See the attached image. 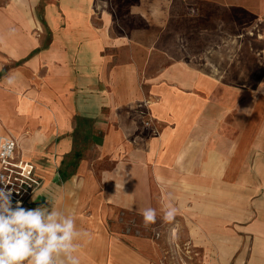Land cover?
Returning <instances> with one entry per match:
<instances>
[{
	"label": "crops",
	"instance_id": "crops-1",
	"mask_svg": "<svg viewBox=\"0 0 264 264\" xmlns=\"http://www.w3.org/2000/svg\"><path fill=\"white\" fill-rule=\"evenodd\" d=\"M246 17L264 25V0L0 1V133L43 180L26 208L53 201L92 234L81 264H161L107 219L169 203L195 217L201 264H264V196L247 220L224 130L231 61L220 58L239 50L231 26Z\"/></svg>",
	"mask_w": 264,
	"mask_h": 264
},
{
	"label": "rangeland",
	"instance_id": "rangeland-1",
	"mask_svg": "<svg viewBox=\"0 0 264 264\" xmlns=\"http://www.w3.org/2000/svg\"><path fill=\"white\" fill-rule=\"evenodd\" d=\"M246 19L249 21L246 25L231 26L232 33L242 34L239 50H236L239 42H233L231 50L226 51L230 55L220 59L231 61L225 75L232 86V103L224 130L231 136L233 149L232 199L238 197L240 187H245L246 219L250 220L254 200L264 196V25L253 24L249 17ZM256 34H262V41L252 40ZM206 45L204 41H195L196 49H204ZM239 179L245 185L240 186ZM163 214H157L156 223L145 228L142 215L115 209L107 219V227L112 232L140 237L161 264H201L203 254L195 249V217L176 215L173 222L167 223ZM235 224L238 221L233 219V240L240 230Z\"/></svg>",
	"mask_w": 264,
	"mask_h": 264
},
{
	"label": "clouds",
	"instance_id": "clouds-1",
	"mask_svg": "<svg viewBox=\"0 0 264 264\" xmlns=\"http://www.w3.org/2000/svg\"><path fill=\"white\" fill-rule=\"evenodd\" d=\"M6 83L13 86L15 76ZM11 140L0 144V159L12 156ZM0 183L7 184L0 175ZM178 209L171 203L165 205L163 220L171 223ZM145 228L157 221V211H142ZM92 234L80 229L72 214H66L53 201H46L34 209H25L19 202L15 207L11 192L0 188V264H81L79 255L82 242H91Z\"/></svg>",
	"mask_w": 264,
	"mask_h": 264
},
{
	"label": "built area",
	"instance_id": "built-area-1",
	"mask_svg": "<svg viewBox=\"0 0 264 264\" xmlns=\"http://www.w3.org/2000/svg\"><path fill=\"white\" fill-rule=\"evenodd\" d=\"M191 11L195 10L191 9ZM7 140H11L14 144L13 154L0 159V175L5 177L7 183H0V188L11 192L14 207L19 202L21 207L26 208L30 199L41 188L43 180L36 173L35 165L19 154L16 139L9 134L0 133V144Z\"/></svg>",
	"mask_w": 264,
	"mask_h": 264
}]
</instances>
